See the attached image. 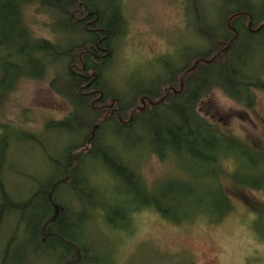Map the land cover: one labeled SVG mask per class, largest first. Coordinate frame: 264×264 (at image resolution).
Segmentation results:
<instances>
[{
	"label": "trees",
	"instance_id": "obj_1",
	"mask_svg": "<svg viewBox=\"0 0 264 264\" xmlns=\"http://www.w3.org/2000/svg\"><path fill=\"white\" fill-rule=\"evenodd\" d=\"M120 1L0 0V46L3 52L0 60L3 71L0 103L20 79L41 80L50 69L63 65L64 69L54 76L49 88L67 102L70 112L63 121L55 124L48 122L46 125L64 130L74 138L80 137V140L74 141L64 150V160H50L60 171L57 177L48 180L44 186H38L21 200L9 192V164H0V230L6 224H12L14 215H21L25 219L24 233L29 229L28 225L35 232L32 240L34 250L26 256L23 253L18 255L19 258L25 256L22 262L18 261L20 264H30L37 255L36 251L47 248L52 241L69 248V255L72 249L74 255L87 256V250L80 247L77 239L63 234V231L74 228V222L72 217L69 219V205L64 204L57 194L62 192L66 195L68 191L78 204L88 203L89 208L101 206L98 200L105 197L104 191H101L100 186L94 188V184H98L94 183V177L89 174L98 173L102 169L105 171L104 180L115 182L133 192V201L138 206L130 207V221L132 213L150 209L160 218L179 225V214L174 211L175 202L172 201V189L167 187V191L151 193L142 177L136 173L133 166L141 156L152 155L163 161L168 155H173L182 162L196 166L192 169L195 173L192 192L205 190L207 198L206 204L197 199L196 205L205 207L215 220L232 212L230 200L221 186L216 185V178L220 175V163L225 158H231L229 153L233 152L237 143L223 136L222 139L218 138L215 126L200 118L197 108L204 97L213 91L220 92L247 110L253 106L254 93H264V26L258 30L264 23V0H260L259 7L253 0H217L211 5L218 12L215 18L205 16L204 11L208 8L203 11L199 0H192V11L189 5L182 3L185 12L193 18V30L201 49L196 46L191 53H185L184 50L179 58L183 59V63L181 61L182 64L176 66H165L164 75L156 81H132L129 94L125 95L126 101L108 94L104 87L114 58V47L121 35H124L125 21ZM33 3L52 16L57 31H63L64 35H75L77 42L64 47L32 37L24 23L23 9ZM80 14L83 18L78 19ZM249 19L250 29L247 27ZM235 35L236 39L227 51L211 64L198 63L192 72L186 73L195 62L210 61ZM258 58H261L263 66L258 64ZM12 72L16 79L10 85L8 81L12 79ZM185 73L180 91V78ZM167 88L171 89L169 95L159 103ZM94 98L97 101L95 104ZM114 98L117 102H112L118 105L122 120L134 111L141 99L148 101V108L143 112L137 110L123 123L116 112L113 115L104 108ZM145 126L152 129L139 130ZM20 132L18 136L23 140L36 142L32 135ZM143 132L146 134L142 135ZM108 138L114 140V144ZM115 141H123L126 146L120 148L119 144L115 145ZM90 164L94 166L93 171L87 174V166ZM253 178L254 175H248L237 185L253 190L264 189V176L258 179L257 175L256 181ZM104 180H100L99 185ZM169 186L173 188L177 185L170 183ZM32 208L47 212L30 218V214L25 212ZM11 230L19 232L16 228ZM14 241L7 239L4 242L1 264L6 263V258L11 256L10 245ZM89 256L90 261L97 260L95 254Z\"/></svg>",
	"mask_w": 264,
	"mask_h": 264
},
{
	"label": "rangeland",
	"instance_id": "obj_2",
	"mask_svg": "<svg viewBox=\"0 0 264 264\" xmlns=\"http://www.w3.org/2000/svg\"><path fill=\"white\" fill-rule=\"evenodd\" d=\"M216 1L199 0L203 11L208 8L204 11L206 17L215 18L218 14L211 6ZM191 2L120 1L125 21L124 35L118 39L113 50L114 58L104 85L108 94L126 101L125 95L129 94L132 81H156L164 75L165 66L183 63V59L179 58L184 50L191 53L196 46L201 49L193 30V18L182 6V3L189 5L192 11L194 4ZM253 2L260 6V0ZM23 10L24 23L32 37L64 47L77 42L75 35L57 31L52 16L40 10L38 4L33 3ZM78 17L83 18L82 14ZM2 53L0 46V60ZM11 62L14 60L11 59ZM258 64L263 66L261 58H258ZM1 65L0 79L3 76ZM63 69V65L55 66L41 80L20 79L0 103V164H9L7 177L11 180L7 184L11 186L10 194L18 200L56 178L60 171L50 160H64V150L80 140L78 136L74 138L64 130L46 125L48 122L55 124L63 121L70 112L67 102L49 88L51 80ZM11 78L8 81L10 85L16 79L14 72ZM141 100L134 112H143L148 108V101ZM112 101L117 102V99L109 100L104 108L114 115L118 105ZM96 102L94 98L93 104ZM197 111L200 118L215 126L218 138L223 136L237 143L233 152L229 153L232 159L225 158L220 163V175L216 178V185L221 186L230 200L232 212L215 220L205 207L196 205L197 199H201L203 204L207 199L205 190L192 192L195 182L192 169L196 166L173 155H168L163 161L148 155L141 156L133 167L151 193L172 189L179 225L160 218L150 209L132 213L130 221V207L138 206L133 201V192L104 180V169L89 174L94 167L90 164L86 172L98 184L93 183L94 188L100 186L104 191L105 200H98L101 206L89 208L88 203L78 204L68 191H65L66 195L62 192L57 194L64 204L69 205V219L72 217L74 222V228L63 231V234L77 239L80 247L87 250V256L79 258L72 249L69 255V248L52 241L47 248L36 251L37 255L30 264H76L78 259L79 264H264V189L253 190L237 185L248 175H254L253 181H256L257 175L258 179L264 176V93L255 92L253 106L247 110L220 92L213 91L199 103ZM133 114L128 113L124 120ZM117 116L124 123L119 112ZM4 127L8 129H2ZM151 129L145 126L139 130ZM17 131L27 132L36 138V142L23 140L18 136L21 132ZM110 139L108 141L114 144V140ZM118 144L120 148L126 146L123 141H115V145ZM200 176L203 177V174ZM100 180L105 182L99 185ZM207 182L210 180L207 179ZM170 183L177 186L172 188ZM180 188L185 190L184 193ZM194 195L197 197L193 198ZM41 212L47 210L32 208L25 214L29 213L31 218ZM74 214L76 216L73 217ZM23 219L21 215H14L12 224H6L0 230V264L7 239L15 241L10 245L11 256L3 264H20L18 261L34 250L32 240L35 232L28 225L29 229L24 233ZM13 228L20 233H15L11 230ZM21 253L25 256L19 258ZM90 254L97 256V262L89 260Z\"/></svg>",
	"mask_w": 264,
	"mask_h": 264
},
{
	"label": "water",
	"instance_id": "obj_3",
	"mask_svg": "<svg viewBox=\"0 0 264 264\" xmlns=\"http://www.w3.org/2000/svg\"><path fill=\"white\" fill-rule=\"evenodd\" d=\"M230 20H231V19H230ZM230 20L228 21V24L230 23ZM250 26H251V19H249V23H248V26H247L248 29H250ZM263 26H264V23L258 28V30H259L261 27H263ZM235 39H236V35L234 36L233 40H232L231 42H229L223 50L217 52V53L213 56V58H212L210 61H197V62L194 63L193 67H192L188 72H186V73H190V72H192V71L195 69V67H196V65H197L198 63H203V64H206V65L211 64V63H212V62H213V61H214V60H215V59H216L221 53H224V52L227 51V49L230 47V45L232 44V42H233ZM186 73L183 74V75L181 76V80H180V91H181V89H182V81H183L184 76L186 75ZM169 91H171L170 88H167V89L165 90V95H164L163 98L159 101V103H161V102L165 99V97L167 96V94H168ZM173 93L176 94V92H173ZM141 102H142V100H141ZM150 105H154V104H150ZM116 113H117V115H118V111H116ZM132 113H134V111H132L131 114H132Z\"/></svg>",
	"mask_w": 264,
	"mask_h": 264
},
{
	"label": "flooded vegetation",
	"instance_id": "obj_4",
	"mask_svg": "<svg viewBox=\"0 0 264 264\" xmlns=\"http://www.w3.org/2000/svg\"><path fill=\"white\" fill-rule=\"evenodd\" d=\"M80 258V257H79ZM79 262H80V259H78L77 261H76V264H79Z\"/></svg>",
	"mask_w": 264,
	"mask_h": 264
},
{
	"label": "bare ground",
	"instance_id": "obj_5",
	"mask_svg": "<svg viewBox=\"0 0 264 264\" xmlns=\"http://www.w3.org/2000/svg\"><path fill=\"white\" fill-rule=\"evenodd\" d=\"M20 256V255H19Z\"/></svg>",
	"mask_w": 264,
	"mask_h": 264
}]
</instances>
